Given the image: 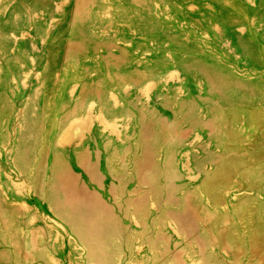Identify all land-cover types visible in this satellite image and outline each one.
Returning a JSON list of instances; mask_svg holds the SVG:
<instances>
[{
  "label": "rangeland",
  "instance_id": "374dc122",
  "mask_svg": "<svg viewBox=\"0 0 264 264\" xmlns=\"http://www.w3.org/2000/svg\"><path fill=\"white\" fill-rule=\"evenodd\" d=\"M0 264H264V0H0Z\"/></svg>",
  "mask_w": 264,
  "mask_h": 264
}]
</instances>
